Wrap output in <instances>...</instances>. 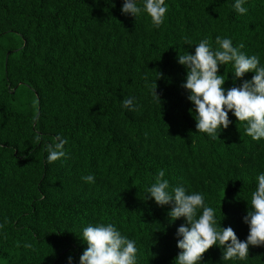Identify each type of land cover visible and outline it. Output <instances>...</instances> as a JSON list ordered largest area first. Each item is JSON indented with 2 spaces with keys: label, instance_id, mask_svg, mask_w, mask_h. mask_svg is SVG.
Masks as SVG:
<instances>
[{
  "label": "trees",
  "instance_id": "16d2710c",
  "mask_svg": "<svg viewBox=\"0 0 264 264\" xmlns=\"http://www.w3.org/2000/svg\"><path fill=\"white\" fill-rule=\"evenodd\" d=\"M234 3L165 0L155 28L143 12L122 14L123 0H0V264H79L83 228L99 223L136 242L137 264H175L184 220L145 200L159 170L169 190L202 193L220 227L246 239L264 139L231 111L218 139L197 132L178 63L201 40L218 49L220 36L264 65V0H245L246 14ZM233 74L231 63L218 71L226 90L254 75ZM57 136L66 156L48 163ZM223 251L213 246L199 264H264V246H249L246 260Z\"/></svg>",
  "mask_w": 264,
  "mask_h": 264
},
{
  "label": "clouds",
  "instance_id": "9594fccd",
  "mask_svg": "<svg viewBox=\"0 0 264 264\" xmlns=\"http://www.w3.org/2000/svg\"><path fill=\"white\" fill-rule=\"evenodd\" d=\"M245 0H235L233 8L239 14H246ZM168 11L165 0H123L122 14L138 16L142 12L150 18L152 26L160 27ZM218 49L213 50L207 39L195 46L193 53L178 56V63L186 69V82L182 87L190 94L187 99L194 105L197 132L206 133L218 139L222 129L231 123L229 111L237 121L246 122L245 133L253 141L264 139V65L257 55L248 56L234 47L230 38L216 37ZM231 63L234 78H243L246 73H254L250 80H243L240 86L224 88L226 78L218 75L221 66ZM159 74V73H158ZM161 74L158 75V78ZM156 83L151 91L159 101ZM122 105L135 110L132 99H125ZM40 137H36L37 143ZM58 142L47 144V162L52 163L66 156L63 151L66 139L56 137ZM86 183H94L95 177H82ZM169 182L164 179V171L159 170L155 182L146 190L145 200L152 199L158 206L171 205L168 213L172 221L183 218L184 223L177 228V248L175 264H199L204 254L213 246L223 248L222 259L246 260L249 246H264V173L257 177V186L251 193L250 206L243 221L248 225L245 240L238 239L231 227H220L215 210L205 204L202 193L186 192L183 186L169 190ZM82 240L87 247L79 257V264H137L136 242L123 236L114 224L99 223L83 228ZM31 248V244H25ZM71 264V257L68 258Z\"/></svg>",
  "mask_w": 264,
  "mask_h": 264
}]
</instances>
